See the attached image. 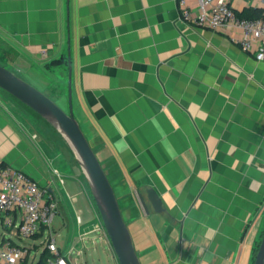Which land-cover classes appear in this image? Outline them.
Here are the masks:
<instances>
[{"label":"crops","instance_id":"crops-1","mask_svg":"<svg viewBox=\"0 0 264 264\" xmlns=\"http://www.w3.org/2000/svg\"><path fill=\"white\" fill-rule=\"evenodd\" d=\"M233 34L186 23L177 0H0V65L73 112L141 264L255 262L264 63ZM0 160L58 199L74 264H119L85 170L1 89Z\"/></svg>","mask_w":264,"mask_h":264},{"label":"built area","instance_id":"built-area-1","mask_svg":"<svg viewBox=\"0 0 264 264\" xmlns=\"http://www.w3.org/2000/svg\"><path fill=\"white\" fill-rule=\"evenodd\" d=\"M235 0H177L181 18L195 27L234 32L241 49L264 63V17L245 18ZM264 3V0H260ZM237 9V10H236ZM46 56V52L42 53ZM59 201L31 176L0 160V264H27L30 249L16 240L42 236L49 257L44 264H74L72 252L63 254L53 231ZM81 223V216H77ZM43 251V252H44Z\"/></svg>","mask_w":264,"mask_h":264},{"label":"water","instance_id":"water-1","mask_svg":"<svg viewBox=\"0 0 264 264\" xmlns=\"http://www.w3.org/2000/svg\"><path fill=\"white\" fill-rule=\"evenodd\" d=\"M0 89L44 118L67 138L88 176L106 234L119 264H141L109 177L73 112H66L45 93L2 65ZM254 264H264V235Z\"/></svg>","mask_w":264,"mask_h":264},{"label":"rangeland","instance_id":"rangeland-1","mask_svg":"<svg viewBox=\"0 0 264 264\" xmlns=\"http://www.w3.org/2000/svg\"><path fill=\"white\" fill-rule=\"evenodd\" d=\"M21 108L24 111H26V109H24L23 107H21ZM30 116L33 119L35 118L33 114H30ZM40 125L43 126V124H40ZM48 126L49 125H44L43 127L45 128L46 131H48V133L50 135H52L54 137L55 142L62 149H65V150L68 149V150L71 151L73 162L76 163V164L78 163L79 167H81L83 169L82 165L80 164L79 160L77 159L76 153H75L72 145L69 143L67 138L56 127H54L52 125L50 127H48ZM76 171L80 172L79 169L76 170ZM98 217H99V220L102 222L101 216H98ZM65 229H66V232H63V230H65ZM53 230L56 231L57 244L61 248L63 254H69L70 252H72L71 257L74 259V261H75V258L77 256L79 257V259L82 258L83 256L85 258L86 255H82V256L78 255L79 249H82V247L80 245H78V243H79L78 234H77L76 230L75 231L72 230V222H70V224H69V226L67 228H64V227L61 228L59 226V224L57 223V221H54ZM46 236L47 235L45 233L42 236H39V237H36V238H31V239H28V240H25V241H22V240H19V239L16 240L19 244L24 245V246H26V247H28L30 249V255L28 257L27 264H38L39 263V261L41 259V255H42V253L44 251V240L46 239ZM73 250H74V252H73ZM83 252H85V249H83ZM95 258L97 259V257H95Z\"/></svg>","mask_w":264,"mask_h":264},{"label":"trees","instance_id":"trees-1","mask_svg":"<svg viewBox=\"0 0 264 264\" xmlns=\"http://www.w3.org/2000/svg\"><path fill=\"white\" fill-rule=\"evenodd\" d=\"M241 17H245V18H249V19H253V18H263V12L259 11V10H255L253 8H249L244 10L243 12L239 13ZM9 95V94H8ZM10 96V95H9ZM19 106L23 107L24 109H26L27 113L33 114L34 115V120L38 121L40 124L44 125H49L48 127L51 126L50 123H48L44 118L40 117L37 113H35L33 110H31L30 108H28L27 106H25L24 104L20 103L18 100H16L15 98H13L12 96H10ZM37 122V123H38ZM49 253L47 251H44L41 255V259L39 261L38 264H44L46 259L49 257Z\"/></svg>","mask_w":264,"mask_h":264}]
</instances>
